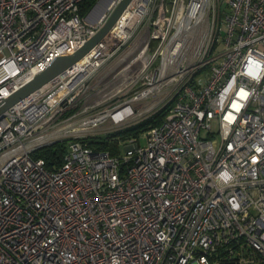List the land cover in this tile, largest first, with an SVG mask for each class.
I'll list each match as a JSON object with an SVG mask.
<instances>
[{
	"label": "built area",
	"instance_id": "1",
	"mask_svg": "<svg viewBox=\"0 0 264 264\" xmlns=\"http://www.w3.org/2000/svg\"><path fill=\"white\" fill-rule=\"evenodd\" d=\"M83 1L0 0V104L121 0ZM161 110L144 146L84 141ZM0 264H264V0H130L0 111Z\"/></svg>",
	"mask_w": 264,
	"mask_h": 264
},
{
	"label": "trees",
	"instance_id": "2",
	"mask_svg": "<svg viewBox=\"0 0 264 264\" xmlns=\"http://www.w3.org/2000/svg\"><path fill=\"white\" fill-rule=\"evenodd\" d=\"M95 1L96 0H84L80 5V13L84 15ZM164 112L165 110L156 112L155 114L133 125L116 130L105 136L86 137L84 141L97 150H107L111 154H117L119 153L118 140L120 138L138 136L140 132L147 130L150 126L159 123ZM65 150L66 143L64 141H59L36 150L33 153V156L43 158L47 169H55L62 163Z\"/></svg>",
	"mask_w": 264,
	"mask_h": 264
},
{
	"label": "water",
	"instance_id": "3",
	"mask_svg": "<svg viewBox=\"0 0 264 264\" xmlns=\"http://www.w3.org/2000/svg\"><path fill=\"white\" fill-rule=\"evenodd\" d=\"M130 0H121L114 11L109 16L108 20L104 25L93 35L89 40H87L79 49H77L72 54L61 55L55 57L43 71L36 74L30 81L19 87L13 93H11L7 98H5L0 104V111L10 107L15 102L25 97L29 93L42 87L48 81L53 79L55 76L63 72L67 67H70L74 62L81 59L100 39L107 33V31L112 27L118 17L121 15L125 7Z\"/></svg>",
	"mask_w": 264,
	"mask_h": 264
},
{
	"label": "rangeland",
	"instance_id": "4",
	"mask_svg": "<svg viewBox=\"0 0 264 264\" xmlns=\"http://www.w3.org/2000/svg\"><path fill=\"white\" fill-rule=\"evenodd\" d=\"M106 0H96L94 2V4H92V6L86 11V13L84 15H86L90 9L92 7H94L95 5L99 6V7H102L103 4L105 3ZM94 5V6H93ZM97 12V11H96ZM140 121V120H139ZM213 125L216 124L215 121L212 122ZM121 128L117 127V126H111L109 124H103L100 128L96 129L95 132L93 133L94 135L93 136H105L107 134H110L111 132H114L116 130H120ZM146 131L147 130H144L142 132L139 133V138H138V142L141 146H144L146 144V138H145V135H146ZM201 135L203 137H208L207 135V132L205 129H202L201 130ZM129 138H120L118 140V149H119V153H123L124 152V148L125 146L127 145V143L129 142Z\"/></svg>",
	"mask_w": 264,
	"mask_h": 264
}]
</instances>
